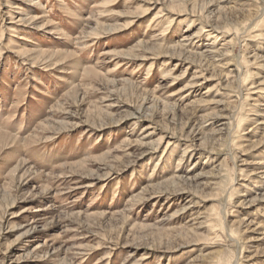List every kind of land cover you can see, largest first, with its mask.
<instances>
[{"label": "rangeland", "instance_id": "obj_1", "mask_svg": "<svg viewBox=\"0 0 264 264\" xmlns=\"http://www.w3.org/2000/svg\"><path fill=\"white\" fill-rule=\"evenodd\" d=\"M0 264H264V0H0Z\"/></svg>", "mask_w": 264, "mask_h": 264}]
</instances>
